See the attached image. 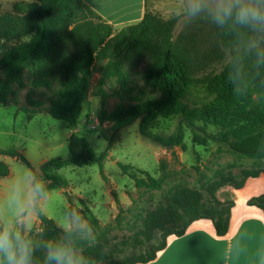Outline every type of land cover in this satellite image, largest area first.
I'll return each mask as SVG.
<instances>
[{"label": "trees", "instance_id": "obj_1", "mask_svg": "<svg viewBox=\"0 0 264 264\" xmlns=\"http://www.w3.org/2000/svg\"><path fill=\"white\" fill-rule=\"evenodd\" d=\"M149 1L140 22L118 31L83 0L19 1L12 12L0 11V104H8L14 86L23 85L26 70L36 71L38 86H48L50 81L63 85L48 112L65 121L72 132L69 155L40 167L47 191L67 185L56 173L66 166L98 164L103 171L113 140L98 155L76 132L96 70L101 76L95 93L101 100L100 120L111 122L114 132L139 121L142 136L174 148L183 145L189 129L194 145L218 143L236 157L252 161L240 174L220 173L200 188L179 186L146 213L138 231L116 243L100 239L84 245L77 233L66 232L38 208L43 244L71 241L87 264L151 262L166 247L169 236L184 235L200 219L211 220L217 234L225 235L234 201H220L218 191L226 186L241 189L249 178L264 174V37H257L253 46L250 38L256 34L247 28L231 22L218 26L205 16L190 18L175 37L179 17L163 18L149 9ZM131 74L139 75L156 97H139L135 104H121L105 114L106 81L120 77L124 83ZM200 92L206 94V100L190 104L193 94ZM175 117L179 124L172 135L163 137L151 130L159 119ZM0 155L25 162L38 179L21 153L0 149ZM118 166L137 188L162 189V180L148 172L136 171L129 164ZM9 175V165L0 160V179ZM248 204L264 211V193ZM85 211L88 220L99 224L89 208ZM34 261L43 264V246L36 248Z\"/></svg>", "mask_w": 264, "mask_h": 264}, {"label": "rangeland", "instance_id": "obj_2", "mask_svg": "<svg viewBox=\"0 0 264 264\" xmlns=\"http://www.w3.org/2000/svg\"><path fill=\"white\" fill-rule=\"evenodd\" d=\"M150 1L149 9L163 18L179 17L174 31L175 37L192 18L184 9V0ZM0 11L5 10L0 8ZM100 78L96 70L76 132L88 140L98 155L107 150L109 139L113 140L107 150L103 171L101 173L98 164L66 166L56 171L67 185L47 191V197L39 207L44 215L64 230L68 223L66 213L70 210L78 211L91 229L88 237L73 231L78 234L82 244L91 245L100 239L112 243L127 239L138 231L146 213L168 198L179 186L200 188L217 178L220 173L231 171L240 174L241 168L250 167L251 160L236 157L221 144L210 142L207 146L194 145L189 129L185 131L183 145L174 148L163 147L142 136L139 132V121L114 132L111 122L100 120L101 100L95 95ZM37 79L35 70H26L23 85H15L8 104H0V149H14L21 153L37 171L38 179L45 184L40 167L53 158H66L69 155L68 138L72 132L65 121L53 118L48 112L51 102L63 85L50 81L48 86H38L35 84ZM104 89L109 95L104 109L107 115L121 104H135L139 97H156L140 76L134 74L124 83L120 77L109 79ZM193 95L190 104H199L206 100L205 93ZM178 124V117L159 119L151 130L167 137L176 131ZM0 158L9 165L11 174L3 180L0 195L2 204L15 181L26 172L32 173V169L17 158L6 155H0ZM119 163L129 164L136 171H146L154 178L162 180V189L137 188L135 182L122 173ZM138 175L144 177L142 174ZM87 208L96 216L99 224L96 225L86 218ZM1 218L5 221L11 219L7 208ZM40 231V228H34L29 234L36 248L43 246L39 237Z\"/></svg>", "mask_w": 264, "mask_h": 264}, {"label": "crops", "instance_id": "obj_3", "mask_svg": "<svg viewBox=\"0 0 264 264\" xmlns=\"http://www.w3.org/2000/svg\"><path fill=\"white\" fill-rule=\"evenodd\" d=\"M19 1L32 2L0 0V8L5 12H12L13 4ZM83 2L94 9L116 31L140 22L147 9L146 0H83ZM5 178L0 179V195ZM263 193L264 174L249 178L241 189L233 186L222 188L217 193L218 199L223 202L234 201L229 228L225 235L217 234L211 220H196L190 224L184 235L169 236L166 247L158 252L153 261L145 264H264V211L248 204L249 200ZM34 228H40L38 211L33 223L28 225L27 234L29 235Z\"/></svg>", "mask_w": 264, "mask_h": 264}, {"label": "clouds", "instance_id": "obj_4", "mask_svg": "<svg viewBox=\"0 0 264 264\" xmlns=\"http://www.w3.org/2000/svg\"><path fill=\"white\" fill-rule=\"evenodd\" d=\"M184 9L190 17L205 16L218 26L231 22L247 28L256 34L250 38L253 46L257 37H264V0H184ZM46 197L45 185L30 171L15 181L0 204V217L6 208L11 213L10 220L0 219V264H35L36 245L27 234L28 225ZM66 219V232L75 231L83 237L91 234L78 211H68ZM43 248V264H87L71 241L50 240L44 242Z\"/></svg>", "mask_w": 264, "mask_h": 264}]
</instances>
